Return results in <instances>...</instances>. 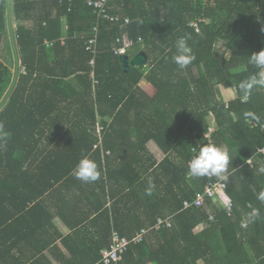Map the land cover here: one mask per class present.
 I'll return each mask as SVG.
<instances>
[{"label": "trees", "instance_id": "trees-1", "mask_svg": "<svg viewBox=\"0 0 264 264\" xmlns=\"http://www.w3.org/2000/svg\"><path fill=\"white\" fill-rule=\"evenodd\" d=\"M11 6L20 73L0 110L2 231L18 229L24 214L45 212L39 199L51 185L46 173L67 189L92 166L94 187L100 181L97 189L110 200L106 208L91 185L78 190L72 212L93 215V226L102 224L100 233L91 235L98 240L83 252L81 264H101L100 251L108 248L113 230L131 239L142 229L150 231L117 264H264V155L258 152L264 148V0H110L107 10L121 18L118 23L98 22L86 0H11ZM6 7V0H0V43L5 35L11 54V67L0 62V102L14 69ZM96 25L98 83L93 88L85 43ZM123 35L133 41L132 48L145 52V66L124 71L120 56L113 53L116 38ZM44 41L53 44L47 48ZM217 43L230 52L228 58L218 53ZM69 51L80 62L64 75H76L81 118L90 119L93 139L87 142L76 134L84 128L77 122L74 134L63 140L64 152L57 147L47 152L37 137L44 129L41 119L58 110L38 103L30 90L44 65L52 64L46 75L50 87L59 91L51 93H61L63 99L69 87L54 69L73 66L71 56L55 64L53 59ZM222 88L234 89L237 98L225 104ZM137 102L144 114L135 110L132 121L129 110ZM209 117L215 124L211 143L205 138ZM98 122L105 131L103 154L112 156L103 161L101 151L93 149ZM150 141L164 155L158 163L146 149ZM200 143L205 155H196L199 162L208 161L217 175H227L220 197L232 201L231 216L210 202L205 208L184 209V202H192L206 184L203 172L188 166L191 149ZM69 147L79 155L73 156ZM116 156L122 157L116 173L123 186L110 171ZM34 181L38 186L28 184ZM158 219L170 221L171 228L154 229Z\"/></svg>", "mask_w": 264, "mask_h": 264}, {"label": "crops", "instance_id": "crops-1", "mask_svg": "<svg viewBox=\"0 0 264 264\" xmlns=\"http://www.w3.org/2000/svg\"><path fill=\"white\" fill-rule=\"evenodd\" d=\"M79 37L75 36L74 38ZM137 53H139L137 49L132 48L128 50L127 56L131 60ZM60 55L61 56L55 57L53 59L54 64L71 56L69 60L71 65H73L54 69L56 77H63L62 81H64L65 85L69 87L67 90H65L64 98L61 99V93L58 96H55L51 93L53 92L56 94L57 91H59L50 87L48 82L49 76L46 75L48 74V67L51 69L50 66H52V64H50V66L47 64L44 65L42 77L39 78V81H37L34 88L30 90L31 97L36 99L38 103L41 102L40 104H42V101H44L46 106L49 104L58 110L57 113L52 115L49 114L44 117V119H41L44 129L43 131L38 132L37 137L42 139V143L39 145L40 149L44 147L45 150L47 149V152H51L55 147H57L58 151L64 152L66 143L63 140L67 136L74 134L72 128L77 122H83L84 128L81 131H77L79 133L76 134H80L89 140L87 142H91L93 139V128L91 126L90 119L86 117L81 118L82 112L79 110L81 104L79 92L80 86L77 82L76 75L75 73L64 75V73L74 70V66H76V64L78 66V62L80 61H76L77 58L72 56L73 52L71 51H69L66 56H63L62 54ZM142 84L143 86H146L148 81L143 78ZM81 98L84 99L83 97ZM137 109L138 113L142 112L139 102L133 104L132 108L129 110V115L132 116V121L134 120L133 117L135 110ZM41 114L47 113H44L40 110V115ZM106 120L107 119L104 118V121ZM106 122L111 123L112 120L108 119ZM84 129L88 132L85 133ZM59 140H62V143L59 144L60 147L58 148L59 145L57 146V143L60 142ZM151 146H153L159 153L162 154L156 144L153 141H150L146 144V149L151 156V153H154L150 152L152 151ZM67 150L71 151L75 157L79 155V150L74 147H69ZM89 155L90 153L87 154L86 160L88 159ZM107 156L112 158V156L108 154L106 156H102V161ZM115 158H117V156ZM163 158L164 155L160 160L155 159V161L158 163ZM121 159L122 157L117 158V162L115 160H111V166H109L110 171L112 170L111 173L114 175V178L117 177L120 186H123L125 184L124 181L118 177L116 173L120 169ZM94 165L93 168L96 169L99 166L98 163H94ZM51 167H53V165H51ZM52 174H54V172H52ZM46 176L48 182H50L49 184L52 186L49 185L50 188L48 191L42 198L39 199V202L42 203L45 212H37L38 214L31 215L24 214V222L19 224L18 229L11 228L10 231L6 232L2 231V227L0 228V264H81L80 260L82 258L83 252L88 251V248L90 249L98 240V237L96 239V237H91V235H98L101 231L100 226L102 224L100 226L96 224L93 226L91 223L93 215L87 218V214H79L78 212L74 214L71 209L75 202V197L80 195V188L88 187L87 184L91 185L88 188H94V193L99 196L98 198H100L103 202L106 201V208L109 206L108 195L107 197L105 196V199H103L99 189H97L102 187L101 182H97V187H94V183H92V177H96L94 171L92 170V166H87V169L84 171V173L76 178H73L71 183L68 182L70 184H67V189H62L59 184H55V180L52 178L49 179V175L47 173ZM39 181L28 182V184L38 186ZM43 182L45 184L47 183L46 180H43ZM108 182L109 181L105 183L108 184ZM24 185H26L25 182ZM106 194H108L107 190ZM92 202L96 204V198H94ZM81 212L82 211H80V213ZM5 216V214H0V218ZM83 227L87 228L85 231H89L87 234L84 233L85 228L83 229ZM201 229L202 228L199 226L194 232L197 233ZM16 231H18V233ZM77 239H80V241L76 242ZM71 251L73 255H76L72 257ZM146 264L152 263L147 262ZM199 264L202 263L200 262Z\"/></svg>", "mask_w": 264, "mask_h": 264}, {"label": "built area", "instance_id": "built-area-1", "mask_svg": "<svg viewBox=\"0 0 264 264\" xmlns=\"http://www.w3.org/2000/svg\"><path fill=\"white\" fill-rule=\"evenodd\" d=\"M69 2L71 0H68ZM110 0H86V5L92 10L95 15L97 21H109L111 23H118L121 18L117 15L112 16L107 10L108 3ZM129 20L125 19L123 24H128ZM196 27V26H195ZM98 26H94L91 32V35L88 36L85 43V52L89 56L88 66L91 68L90 80L93 82V88L98 83L95 79V62L98 57ZM62 44L64 40H59ZM53 42L44 41V45L46 47H51ZM134 43L131 39H129L126 35L116 38L113 53L115 56L125 55L129 49L133 47ZM253 127L256 126L254 122L251 123ZM264 128V127H262ZM104 132V128L97 123L95 125V134L97 136V143L94 145V150L101 151L102 155L109 154L105 152L103 154L102 147V133ZM214 129L209 128L208 132L205 134V138L208 140V143H211V135L213 134ZM191 160L188 161V166L190 168L201 170L205 176L206 184L202 188L201 192L196 193L192 202H184V209L189 207L195 208H205L208 202L212 205L221 208L224 210L229 216H231V212L233 209V203L230 199L226 202L223 201L220 197V194L224 193L226 190L225 179L227 177L226 174L217 175L214 171V168L209 164L208 161H204L203 163L199 162V159L196 155L203 156L205 155V147L202 143L198 144L196 147L191 149ZM259 153L264 155V148H260L258 150ZM217 177V179H215ZM213 215L209 216V220L213 221ZM162 227L171 228V222L168 220L158 219L154 225V229L159 230ZM246 227V223L242 224V228ZM150 230L142 229L138 231L131 239L121 236L117 231H112L109 241L108 248H105L100 251V260L101 264H117L122 261V256L127 251L128 247L131 245L140 244L144 237L148 234Z\"/></svg>", "mask_w": 264, "mask_h": 264}, {"label": "water", "instance_id": "water-1", "mask_svg": "<svg viewBox=\"0 0 264 264\" xmlns=\"http://www.w3.org/2000/svg\"><path fill=\"white\" fill-rule=\"evenodd\" d=\"M6 2H7V7H6L7 30H8L9 40H10L12 54H13V58H14V69H13L12 83H11L7 93L5 94L4 98L0 102V110L3 108V106L8 101L9 97L12 95V93L15 89L16 83H17L18 75L20 73L19 54H18V50H17V46H16V41H15V37H14V29H13L11 0H6ZM120 61H121V64L124 68V71L128 72L130 67L145 66L147 63V56L144 52H139L130 60L127 55H121Z\"/></svg>", "mask_w": 264, "mask_h": 264}, {"label": "rangeland", "instance_id": "rangeland-1", "mask_svg": "<svg viewBox=\"0 0 264 264\" xmlns=\"http://www.w3.org/2000/svg\"><path fill=\"white\" fill-rule=\"evenodd\" d=\"M14 29V27H13ZM216 49L218 50V53L223 56V58H228L230 56V52L228 50H225L224 48H222L221 44H216ZM0 62L3 63L4 65H7L8 67H11V54H10V48L8 46V41H7V37L4 35L1 43H0ZM194 74H196V71L194 70ZM222 98L225 102V104H228L230 101L234 100L237 98L236 92L234 91V89H223L222 88ZM208 123H210V127L213 128L215 130V124L213 121L212 117H209L208 119ZM152 151L150 152H154L151 153L152 157L156 160H160L163 155L161 153H159L153 146H151ZM108 155V154H106Z\"/></svg>", "mask_w": 264, "mask_h": 264}, {"label": "clouds", "instance_id": "clouds-1", "mask_svg": "<svg viewBox=\"0 0 264 264\" xmlns=\"http://www.w3.org/2000/svg\"><path fill=\"white\" fill-rule=\"evenodd\" d=\"M126 55V54H125ZM96 151V150H95ZM106 155V154H105ZM103 156V155H102Z\"/></svg>", "mask_w": 264, "mask_h": 264}]
</instances>
